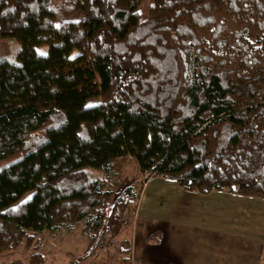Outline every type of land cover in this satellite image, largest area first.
Segmentation results:
<instances>
[{
    "label": "trees",
    "instance_id": "obj_1",
    "mask_svg": "<svg viewBox=\"0 0 264 264\" xmlns=\"http://www.w3.org/2000/svg\"><path fill=\"white\" fill-rule=\"evenodd\" d=\"M143 1L0 0V39L18 42L0 55V253L40 264L39 235L82 222L67 264L92 259L152 176L264 198V0H149L141 17ZM125 156L137 176L106 188Z\"/></svg>",
    "mask_w": 264,
    "mask_h": 264
},
{
    "label": "crops",
    "instance_id": "obj_2",
    "mask_svg": "<svg viewBox=\"0 0 264 264\" xmlns=\"http://www.w3.org/2000/svg\"><path fill=\"white\" fill-rule=\"evenodd\" d=\"M111 223L108 234L116 237L108 249L114 263L122 257L120 241L127 238L137 264H264V198L223 190L200 193L172 178L152 176L142 182L128 225ZM153 233L155 240L148 241ZM104 257L78 264H108Z\"/></svg>",
    "mask_w": 264,
    "mask_h": 264
},
{
    "label": "rangeland",
    "instance_id": "obj_3",
    "mask_svg": "<svg viewBox=\"0 0 264 264\" xmlns=\"http://www.w3.org/2000/svg\"><path fill=\"white\" fill-rule=\"evenodd\" d=\"M149 0H144L139 8L138 12L141 17L145 16L146 13V6L148 5ZM77 16L76 14H58L57 21L65 20V19H71L75 18ZM18 42H14L12 40L8 39H0V55L3 54H9L13 51L14 47H17ZM47 50V46L41 45L37 47V51L39 53H45ZM13 159H6L0 161V168L3 166L8 165ZM111 173L105 175L106 178V188H115L120 183H123L124 181L131 180L137 176V170L135 163L133 159L129 156L118 158L114 161V164L111 166ZM96 173L100 176L104 175V172L102 170H95ZM32 190H28L25 193L22 194L19 201L26 200L30 198L32 195ZM125 209L118 208L116 212V218L118 221H120V224H123V222H129V216L126 215ZM113 221V220H112ZM111 221V222H112ZM110 222V223H111ZM81 223H76L74 225V228L70 230H60L53 235H49L47 232H43L39 236L41 237V247H42V254H43V261L40 264H67L68 261H74L79 256H82V254L85 253L86 248V236L81 232ZM109 225H112L109 224ZM128 229H126V233ZM90 233V232H89ZM108 233H110L107 230L105 243H100L105 246V249L102 250V252L99 250L100 245L95 250L93 254V260H97L102 257L104 254V259L106 263L113 264L114 260L111 256V251H109V242L113 241V238L115 234L112 233L110 236ZM113 237V238H112ZM103 239V240H104ZM107 248V249H106ZM30 253L29 250H23L22 248H19L15 251H8L6 253H0V264H28L27 263V257ZM97 253V254H96ZM93 263V262H92Z\"/></svg>",
    "mask_w": 264,
    "mask_h": 264
},
{
    "label": "built area",
    "instance_id": "obj_4",
    "mask_svg": "<svg viewBox=\"0 0 264 264\" xmlns=\"http://www.w3.org/2000/svg\"><path fill=\"white\" fill-rule=\"evenodd\" d=\"M105 239H107V238H105ZM105 239H104V241H105ZM103 249H105V248L103 247ZM103 249H102V250H103ZM113 264H137V263H136V261L134 260V258L130 257V258L127 259V260H124V261H118V262H115V263H113Z\"/></svg>",
    "mask_w": 264,
    "mask_h": 264
},
{
    "label": "water",
    "instance_id": "obj_5",
    "mask_svg": "<svg viewBox=\"0 0 264 264\" xmlns=\"http://www.w3.org/2000/svg\"><path fill=\"white\" fill-rule=\"evenodd\" d=\"M114 200H115V197L111 200L110 205H113ZM95 243H96V242H95ZM95 243L91 246L90 250L93 248V246L95 245Z\"/></svg>",
    "mask_w": 264,
    "mask_h": 264
}]
</instances>
